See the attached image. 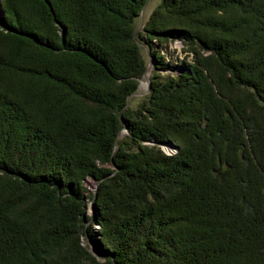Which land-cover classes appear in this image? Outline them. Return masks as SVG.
Listing matches in <instances>:
<instances>
[{
    "label": "trees",
    "instance_id": "16d2710c",
    "mask_svg": "<svg viewBox=\"0 0 264 264\" xmlns=\"http://www.w3.org/2000/svg\"><path fill=\"white\" fill-rule=\"evenodd\" d=\"M144 2L1 0L0 264H264V0Z\"/></svg>",
    "mask_w": 264,
    "mask_h": 264
},
{
    "label": "rangeland",
    "instance_id": "374dc122",
    "mask_svg": "<svg viewBox=\"0 0 264 264\" xmlns=\"http://www.w3.org/2000/svg\"><path fill=\"white\" fill-rule=\"evenodd\" d=\"M0 2H1V0H0ZM157 2H158V0H145L143 6L140 8V10L138 12V16H137L136 20L134 22V32L132 34L133 40H138V37H137L138 34H142L143 25H144L145 21L147 20L152 9L157 4ZM58 33L61 34L62 32H60V30L58 29ZM151 40H166V45H165V41L163 42L164 43V49L166 47V51H167V55H165V59H168L169 56H171L170 61L172 63L176 64L178 62V60L180 58H183V56L185 54V51L182 50V47H184L182 40H184V39L179 34H176L174 36L162 37V38H153ZM162 49H163V47H161V49L156 51V52L161 53V51H163ZM143 54H144L143 56L145 59V63L146 64L149 63V67H147V68H150V69L153 68L154 66L152 64V59L150 58L149 54L147 52L146 53L143 52ZM186 55L189 56L190 53H188ZM173 66H175V65H172V67ZM172 69L177 70L178 68L176 69L173 67ZM143 84H144V77L141 75V77L138 79V82H137L136 93L128 94L126 97V103L128 102L129 105H133L138 100L139 96L147 91L146 90L143 92V90H144ZM129 96L130 97L132 96V97L128 98ZM120 115L121 114L118 112V117ZM119 119H120V117H119ZM119 130H121V131H119ZM119 130H118L116 136H119L123 132H125V128L123 126H121ZM148 143H153V142L148 141ZM159 146L161 147L160 143H159ZM176 149L177 148H175L174 146H167V147H164V149H162V150L166 153H172ZM82 183H83L85 189L83 191L82 209H81V212L79 215L82 216L84 218V220L82 219L83 227L81 228L82 231L79 232V234H78V241L97 260H102V257L100 256L101 254L97 253L94 250V248L96 247L94 245V242L88 238V236L85 234V230H84L85 226L86 227L90 226L91 230H93V229L97 230L99 227V224L96 221V216H95L96 214H95L94 209L92 207V201L95 198V187H96L95 185H96V183L91 177H88V176L84 177V179L82 180ZM98 237H99V235H98ZM97 247H99V246H97Z\"/></svg>",
    "mask_w": 264,
    "mask_h": 264
},
{
    "label": "water",
    "instance_id": "95a60500",
    "mask_svg": "<svg viewBox=\"0 0 264 264\" xmlns=\"http://www.w3.org/2000/svg\"><path fill=\"white\" fill-rule=\"evenodd\" d=\"M147 67H149V63L146 64V67H145V69H144V71L142 73V76L144 77V90H143V92L146 91L147 88H148V73H149L150 68H147ZM134 93H136V91L131 92L130 94H134ZM119 117H120V120L123 121V118L121 116H119ZM119 131H121V130H119ZM160 144H161V148L162 149H164V147H167V146H174L175 148H177V145L176 144H174L173 142H170L168 140L161 141ZM94 250L97 253H99V254H103V253L107 254L108 253V252H106L104 250L99 249L98 247H95Z\"/></svg>",
    "mask_w": 264,
    "mask_h": 264
},
{
    "label": "bare ground",
    "instance_id": "6f19581e",
    "mask_svg": "<svg viewBox=\"0 0 264 264\" xmlns=\"http://www.w3.org/2000/svg\"><path fill=\"white\" fill-rule=\"evenodd\" d=\"M143 86H144V84H143Z\"/></svg>",
    "mask_w": 264,
    "mask_h": 264
}]
</instances>
